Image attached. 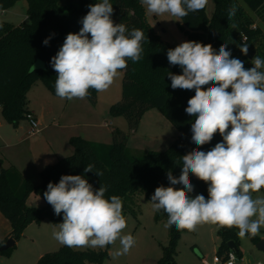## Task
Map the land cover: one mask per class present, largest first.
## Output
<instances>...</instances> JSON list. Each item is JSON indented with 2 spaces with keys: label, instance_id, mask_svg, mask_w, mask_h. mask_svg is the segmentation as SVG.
<instances>
[{
  "label": "clouds",
  "instance_id": "obj_1",
  "mask_svg": "<svg viewBox=\"0 0 264 264\" xmlns=\"http://www.w3.org/2000/svg\"><path fill=\"white\" fill-rule=\"evenodd\" d=\"M140 2L146 13L168 14L180 22L208 4V0ZM88 7L80 31L67 34L50 61L57 73L55 94L61 99H85L90 89L106 91L121 74L118 70L127 69L128 60L135 63L142 58V30L129 32L126 25L114 23L110 0ZM236 11L235 5L228 9L229 20ZM240 35L242 42L237 46L246 55L247 37ZM43 43L47 45L49 39ZM167 60L182 69V74L168 73L171 88L195 90L185 112L195 118L191 141L197 147L182 156L178 178L170 170L167 173L171 185L183 187H157L150 200L153 211L167 213L165 228L175 225L178 231L191 232L199 225L213 224L238 228L241 239L256 237L264 227V196L252 195L264 189V59L256 55L253 67L246 68L225 44L217 52L211 44L185 41L167 51ZM217 133L222 141L210 150H201ZM93 169L89 164L84 172L103 175ZM190 173L207 184L206 196L189 195L194 191ZM107 190V186L94 189L82 175H62L58 183L49 182L43 198L55 215L63 214L53 239L69 248H105L119 241L113 258L128 254L136 240L132 234H123L127 221L122 199L116 195L106 198ZM235 259L230 254L228 264Z\"/></svg>",
  "mask_w": 264,
  "mask_h": 264
},
{
  "label": "trees",
  "instance_id": "obj_2",
  "mask_svg": "<svg viewBox=\"0 0 264 264\" xmlns=\"http://www.w3.org/2000/svg\"><path fill=\"white\" fill-rule=\"evenodd\" d=\"M19 0H0V9L9 10ZM28 21L20 25L0 21V112L9 123L18 126L26 119L28 93L31 87L41 80L55 94L57 73L51 66V58L57 54L67 34L78 33L82 27L80 22L89 11V5L100 0H72L63 5V0H26ZM249 10L264 15V0H243ZM113 6L111 19L114 23L126 25L129 32L140 29L144 32L142 42V58L138 62L128 60V67L123 71L122 99L111 106L114 117H124L129 125V131L138 129L146 111L159 109L176 127L178 138L165 151H145L142 156L131 154L128 147L126 131L113 127L112 143L94 142L75 136L71 138L74 153L54 164L46 165L41 171L42 181L32 184L15 167H0V211L10 221L12 231L10 237L16 242L24 235L26 228L33 222L41 223L49 218L56 225L63 222V214L57 216L47 203L41 208L30 207L28 197L35 193L43 198L49 182L58 183L62 175H82L92 184L94 189L107 186L105 197L119 196L123 201L142 190L150 199L159 186H173L167 178L170 170L174 177H179L182 171V156L197 147L191 141V124L194 117L185 112L187 101L195 95V90L172 89L168 73L182 74L179 66H172L167 60V51L176 46L166 41L148 19L145 7L140 0H110ZM208 5V4H207ZM207 5L203 10L190 12L179 23L180 29L188 36V41L211 44L218 52L225 44L232 57L244 61L246 68L253 67L251 61L256 55L264 59V47L260 42L263 32L254 26L242 6L235 0H214V12L208 15ZM235 5V16L228 19V9ZM231 24L237 25L234 29ZM240 33L247 37L249 45L245 55L237 46L242 42ZM49 39L45 45L43 41ZM250 55H253L250 57ZM40 58L45 62L44 68L33 69L35 61ZM211 86V85H208ZM208 86H205L208 87ZM88 98L96 103L98 92L90 89ZM219 133L213 140L201 147L210 150L221 142ZM94 165V171L99 170L102 176L94 172H84L87 165ZM199 194L207 195V184L198 180L191 173ZM180 184L173 187L177 188ZM161 214L168 219L163 210ZM220 243L217 254L225 258L230 252L228 243L234 241L235 251L241 256L238 228H221L217 226ZM183 231H178L175 225L170 227L169 245L163 248V257L159 264H176L177 244ZM254 244L261 238L259 235H246ZM2 245V244H1ZM0 245V246H1ZM14 248V247H13ZM0 252L5 255L13 249ZM109 258L108 250H76L61 246L56 251L43 254L36 264H104Z\"/></svg>",
  "mask_w": 264,
  "mask_h": 264
},
{
  "label": "rangeland",
  "instance_id": "obj_3",
  "mask_svg": "<svg viewBox=\"0 0 264 264\" xmlns=\"http://www.w3.org/2000/svg\"><path fill=\"white\" fill-rule=\"evenodd\" d=\"M71 0H63L65 5ZM242 6L254 26L263 32L260 42H264V15L256 14L249 10L243 0H235ZM72 2H76L72 0ZM207 12L212 16L214 12V0H208ZM148 19L154 28L162 34V37L178 46L188 41V36L180 29V21L175 17L165 14L154 16L148 14ZM0 21L20 25L28 21L27 1L19 0L9 10L0 9ZM264 47V43L260 44ZM44 68L45 62L38 58L33 69ZM115 78L109 89L98 92L96 103H92L88 97L73 100L61 99L54 95L41 81L38 80L30 89L27 98L28 109L34 110L39 117V131L31 133V124L28 119H22L18 126L9 123L0 112V164L7 169L15 167L29 181L38 185L42 181L41 171L46 165L54 164L60 159L72 155L74 147L71 138L79 136L94 142H104L111 139L109 123L114 127L123 128L128 134V147L135 156L144 155L145 151L162 152L167 150L176 139L173 138V128L176 127L157 108L146 111L141 119L138 129L129 131V125L124 117H114L110 111L112 105L122 99L123 72ZM194 191L189 195L195 197L199 194L197 184L191 180ZM179 185L177 188H182ZM253 197L264 196V189L259 193H253ZM150 198L139 190L125 201L123 215L127 221V227L123 234H132L136 240L135 246L126 255L113 258V253L120 248L119 241L105 248H75L76 250H108L109 258L104 264H159L163 257V248L169 245L170 228L164 225L167 219L161 212L153 211ZM28 206L43 207L45 199L35 193L29 195ZM49 218L41 223L33 222L25 230L24 235L16 242L10 253L3 255L1 264H36L43 253L56 251L62 245L53 239L55 230ZM216 225L203 224L197 226L195 231L184 230L177 244V264H200L203 260L198 250L211 259L216 254L220 242ZM260 234L264 239V227ZM242 264L264 263V253L260 251L247 236L240 238ZM40 256L38 257L37 251ZM239 256V255H238ZM204 263V262H203Z\"/></svg>",
  "mask_w": 264,
  "mask_h": 264
},
{
  "label": "crops",
  "instance_id": "obj_4",
  "mask_svg": "<svg viewBox=\"0 0 264 264\" xmlns=\"http://www.w3.org/2000/svg\"><path fill=\"white\" fill-rule=\"evenodd\" d=\"M123 72V71H122ZM29 112L30 113H32L33 115H34V117L36 118V120L38 121L39 120V117H38V115L36 114V112L34 111V110H31V109H29ZM39 122V121H38ZM109 126H110V131H111V133H112V129H113V127L115 126V124H113V123H109ZM122 130H124L125 131V129H123V128H121ZM172 131V134H173V138L174 139H177L178 138V135H179V132H178V134L174 131L173 132V128L171 129L170 128V132ZM98 142H100V141H98ZM102 143H106V144H111L112 143V136H111V139H108L107 141H104V142H102ZM25 176V175H24ZM29 198V197H28ZM28 201V200H27ZM45 206V205H44ZM11 231H12V226H11V224H10V221L3 215V213L0 211V245L1 244H4V242L7 240V239H9V237H10V233H11ZM183 234V233H182ZM259 236H260V238L262 239V236H261V234H260V232H259V234H258ZM220 243V242H219ZM196 247H198V250H199V252H200V254H201V259L203 260V258L204 257H208L207 256V254H205L203 251H202V249H201V247H199L198 245H195ZM218 247H219V244H218ZM218 247H217V249H216V252H217V250H218ZM240 249H241V247H240ZM39 250L40 249H38V251H37V254H38V257L40 256V253H39ZM242 251V250H241ZM43 254H45V253H43ZM42 254V255H43ZM41 255V256H42ZM40 256V257H41ZM242 256V255H241ZM241 256H239V257H241ZM2 257H3V255H0V264L1 263H3V260H2ZM39 257V258H40ZM242 258V257H241ZM243 262H245V257L244 258H242V262H241V264L243 263ZM259 262V261H258ZM262 262V261H261ZM176 264H177V261H176ZM200 264H204L203 262L201 263L200 262Z\"/></svg>",
  "mask_w": 264,
  "mask_h": 264
},
{
  "label": "built area",
  "instance_id": "obj_5",
  "mask_svg": "<svg viewBox=\"0 0 264 264\" xmlns=\"http://www.w3.org/2000/svg\"><path fill=\"white\" fill-rule=\"evenodd\" d=\"M26 118L28 119V121L31 124V133L34 134L35 132H38L39 131V122L36 120L34 115L29 112L27 114ZM230 254H233L236 257L234 264H241L242 258L239 257L234 250H230V252H228L227 255L225 256V258L218 255L217 253L211 259H209L208 257H204L203 262H204V264H228ZM217 258H218V260H217ZM257 264H264V263L259 261Z\"/></svg>",
  "mask_w": 264,
  "mask_h": 264
},
{
  "label": "water",
  "instance_id": "obj_6",
  "mask_svg": "<svg viewBox=\"0 0 264 264\" xmlns=\"http://www.w3.org/2000/svg\"><path fill=\"white\" fill-rule=\"evenodd\" d=\"M252 56H253V55H250V57H252ZM1 166H2V164H0V167H1ZM15 245H16V241H15L14 239H12V238H9V239H7V240L4 242V244H2V245L0 246V252H2V251H6V250H9V249L15 247ZM228 246H229V249H230V250H234V251L237 250V246H236V243H235L234 241H230V242L228 243ZM256 247H257L260 251H262V252L264 253V239H261V240L256 244Z\"/></svg>",
  "mask_w": 264,
  "mask_h": 264
}]
</instances>
